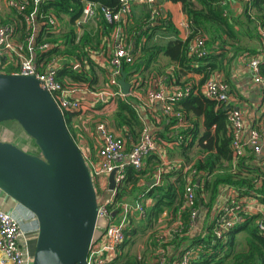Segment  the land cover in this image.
I'll return each mask as SVG.
<instances>
[{"label":"trees","instance_id":"obj_1","mask_svg":"<svg viewBox=\"0 0 264 264\" xmlns=\"http://www.w3.org/2000/svg\"><path fill=\"white\" fill-rule=\"evenodd\" d=\"M89 1L113 11H117L121 7V0H45L40 3L35 18L37 23H42L38 33H34L33 26L28 27L23 14L17 15L19 24L15 27L20 32L27 54L34 57L41 69L45 70L53 58L61 56L60 62L58 61L59 65L56 66L58 80L64 85L87 84L88 88L95 93L98 92L95 88L98 78L97 73L93 70L94 61L89 54V47L92 46L94 37L92 32L87 30V26L92 21L83 22L84 8ZM158 1L159 4L162 3L161 1L181 4L183 12L190 20V34L186 39L178 37L165 44L157 42L151 44V38L156 31L165 29L178 34L179 29L173 24L170 13L167 16L164 14L165 17L158 22L150 21V15H148L145 25H137L135 36L129 39V43L134 44L133 52L140 50L145 54L140 55L132 64L123 62L122 65L127 73V80L130 82L133 73L139 69H148L159 54L163 53L180 67L200 73L204 84L213 72L224 69L228 52L235 53L231 58L238 53L246 52L241 44L234 47L236 43L241 42L245 35L244 32L250 37H261L260 29H264V0H244L242 19H236L229 14L228 4L224 3L226 0ZM32 10L33 7L28 6L27 12ZM51 16L58 20V28H54L49 23L48 18ZM100 24H103L108 32L114 28V25L105 19ZM79 28L84 29L83 34L79 33ZM200 32L209 34L207 45L210 49L204 57L195 56L189 52L190 39ZM31 35L33 42L30 44ZM144 36H147L146 41H143ZM46 43L52 44V47L43 49L42 46ZM30 45L33 47L32 52L29 50ZM76 61L81 64L79 68L74 66ZM87 65L93 68L91 69L93 75L90 74V70L85 69ZM3 71L14 73L16 69L5 68ZM261 71L264 74V62L261 65ZM101 72L105 73L106 71L101 68ZM108 75L109 72L106 77L107 82ZM168 78L171 81V74L167 76ZM188 85H191L189 94L173 102L174 110L182 113V121L185 123L179 129H175L174 125L180 122L179 118L164 116L167 124L158 133H154L158 141L169 142L175 147L182 163L175 168V172H166L162 175L161 182L155 183L147 190L145 194L153 199V206L147 209L146 214L139 221H135L136 218L131 219L132 221L125 231V240L120 247V254L110 264L119 262L121 264H145L146 261L143 257L139 258L127 253L123 255V248L131 236H135L140 231L154 229L165 210L170 211L174 221L177 214L180 213L183 222L182 230L172 233L171 240L164 244L169 253L168 264L177 263L183 247H191L195 250L191 264H264V233L259 227V221H264V215L245 213V220L225 233L221 239L215 236L214 221L209 224L207 235L189 234L190 212L183 208L184 189L188 174L185 172L186 167L190 169L189 172L196 171V184L198 179L201 180L200 184L196 186L198 206L201 204L209 208L215 204L224 186L234 188L238 197L254 196L260 198L264 203V171L260 159L251 149H247L246 153L239 158L234 156L233 135L226 106L206 97L201 89L197 91L194 82L187 81L181 88ZM99 100L102 104L98 105V108H101L106 101L102 98ZM114 101L116 108L110 116L111 118H108L110 122H107L114 130L121 132L130 149L139 141L144 122L137 107L138 104L131 98L117 94ZM81 111L64 110V117L73 137L72 122ZM202 116L206 126L204 132H201L199 127V118ZM212 126H215L214 132L211 131ZM255 127L260 129L264 128V125ZM25 135V137L31 138L28 134L25 133ZM31 139L33 142L30 144V146L32 145L30 152L39 154L40 150L35 140ZM194 148H196L195 151H193ZM141 173L143 172L134 166L127 167L125 178L117 188L112 207L119 209L120 203L135 193L139 187ZM170 177H175V180H171ZM244 230H247L248 233L247 249L236 252L231 260H228L236 243V235ZM157 231L155 228L152 232L150 244L154 248L155 257L159 248ZM125 256L126 259L121 261Z\"/></svg>","mask_w":264,"mask_h":264},{"label":"built area","instance_id":"obj_2","mask_svg":"<svg viewBox=\"0 0 264 264\" xmlns=\"http://www.w3.org/2000/svg\"><path fill=\"white\" fill-rule=\"evenodd\" d=\"M45 0H7V5L16 10L19 14L25 16L28 27L34 28L36 14L40 3ZM146 4L149 6L150 21L158 22L164 18V11L158 0H121V7L117 11H113L107 7H100L97 3L87 2L84 8L83 22H87L95 15L98 10L102 18L107 22L116 26L114 32V51L110 57L111 71L108 75L109 91L117 95L127 96L121 90L120 78L123 62L134 63L137 52H133L127 43L121 40V24L130 23L134 20L135 9L134 4ZM28 6H32L33 10L27 12ZM49 23L58 28L59 22L55 17L48 18ZM44 24V23H43ZM181 26L190 28V20L181 22ZM261 38L264 43V29H260ZM209 35L200 32L190 39L189 52L195 56L204 57L208 54L209 48L207 41ZM33 42V36L29 38V43ZM52 44L46 43L43 49H49ZM30 52L33 47L29 46ZM4 51L8 54L15 55L19 59V65L16 74L35 75L42 81L44 86L52 94L59 107L64 110H83L85 103L82 94L88 91L85 85H64L57 78L56 58L48 63L47 68L41 69L36 63L34 57L27 54L24 42H22L20 33L15 26L11 24L0 25V53ZM264 62V52L262 56L252 55L247 65L252 72L254 82L259 85L264 94V74L261 71V65ZM76 68L81 66L79 61L74 63ZM0 71L3 68L0 65ZM133 85V84H132ZM116 88V90H115ZM191 85L180 88L168 94L163 88H150L145 94L144 103L147 106H155L157 103L162 104L163 112L167 116H176L180 122L176 127H181L185 122L182 121V113L176 112L173 108V102L181 99L190 92ZM203 93L206 97L218 101L222 106L227 108V116L230 123L233 141L232 148L234 156L239 158L246 153L248 147L258 157L263 153L264 147V128L250 127L246 123L244 116L239 108L230 105L232 95L230 92V83L226 79L225 74L221 70H216L203 84ZM131 92V91H130ZM105 92L94 94L97 99L103 98ZM130 94V93H129ZM97 129L99 130L102 140L98 146L97 162H87L98 195V219L95 236L91 242L89 254L87 257L88 264H110L120 254V247L125 240V231L133 216L142 218L147 211L146 204L142 198L134 201H122L120 208L112 207L115 202L117 188L125 178L128 166H134L137 170H141L145 159L151 154L157 153L162 147V143L150 131L148 127H144L139 141L130 149L126 139L122 135H118L109 125L108 122L102 120L99 122ZM169 143V142H167ZM172 145V144H170ZM85 156V154H84ZM86 158V157H85ZM87 161V160H86ZM261 167L264 171V155L260 157ZM116 170L115 188H110L109 175ZM189 168H185L188 172L186 185L184 189L183 208L190 212V228L195 227V221L199 216L200 210L198 206V196L196 192L195 170L189 172ZM156 183H159V179ZM230 190L231 187L225 188ZM227 193V191H226ZM248 197H238L234 189L227 194L222 204L217 209L214 218V233L216 238H223L225 233L236 227L245 220V213H248L247 203ZM172 218V216H171ZM171 228V235L176 231H181L183 222L180 213L174 221ZM259 227L264 233V221H259ZM38 234V226L33 231H26L21 219L16 217L12 212L6 211L0 207V252L3 254L2 264H32L34 257V247L32 243ZM168 235L160 234L157 237L159 248L157 256L149 264H168V250L164 244L168 241ZM195 250L191 247H183L179 259L176 264H191Z\"/></svg>","mask_w":264,"mask_h":264},{"label":"crops","instance_id":"obj_3","mask_svg":"<svg viewBox=\"0 0 264 264\" xmlns=\"http://www.w3.org/2000/svg\"><path fill=\"white\" fill-rule=\"evenodd\" d=\"M243 1L244 0H226V2H224L228 4L229 14L236 19H242L244 13ZM161 2L164 14L167 16V14L170 13L172 22L176 27H178L179 33L176 34L173 31L160 29V31H156L153 34V37L150 41L151 44L155 42L159 44H165L169 40L178 37L186 39L190 34V28L188 29L184 26H181V22L184 20H189V18L183 12L181 4L173 3L170 1ZM134 9V20L128 24L122 23L120 32L122 38L121 40H123L124 43H127L132 50L134 49V44H130L129 39H132L135 36V29L137 25H145L146 17L149 15V6L146 4L135 3ZM17 15H19V13L7 5V0H0V24H11L13 26L18 25L19 18ZM90 20L92 21V23L96 24V28L92 30L94 42L92 43V46L89 47V54L91 55V58L93 59L95 65H93L94 69L91 68L90 65H87L85 69L90 70V74L92 75L93 71L91 69H93L97 73L98 79L96 81L97 83L95 84V88L98 92L94 93L89 88L88 91H85L82 94L85 108L79 113L78 116L73 119L74 129L76 128L80 131L77 135L76 142L85 154L88 163L97 162L99 159L97 150L102 140V136L97 129L99 122L102 120L106 122L109 121L108 118L113 114L116 108V104L114 101L116 95L114 93L112 94L111 91H109V85L106 81L107 73L111 71V63L109 60L114 51V32L116 26L114 25V28L108 32V29L104 27L103 24H100L103 18L98 10ZM41 26L42 23H35L34 33H38ZM18 33H20L19 30ZM244 34L245 35L242 37V39L245 40H241L240 43H236L234 47H237L241 44L242 47L245 48L246 52L238 53L232 58L231 56L234 52H228V56H226V61L224 62L225 67L221 71L225 74L226 79L230 83V92L232 95V99L229 102L230 105L240 109L246 123L250 128L255 127L256 125H264V94L261 87L254 82L252 72L248 67L247 62L252 55H263L264 43L261 37H250L246 32H244ZM146 40L147 36H144L143 41ZM207 46L209 48V45ZM144 54V52L142 53L139 50L137 51L136 56L138 58L140 55ZM55 58V65L58 66V61L60 62L61 56ZM0 65L3 69L10 68L17 70L19 59L15 55H11L2 51L0 53ZM101 68H104L106 72L102 73ZM169 74H171V81L169 80V78L167 79V76ZM131 77L132 81L129 82L135 86L132 85L131 92L127 96L128 98H131L133 102L138 104L137 107L144 122V127H148L152 133H158V131L163 129V126L167 124L164 116L167 115L163 112L161 103H157L154 107L147 106L144 103V97L148 89L163 88L168 94H170L171 92L181 88L182 85L187 81H190L196 84L197 91L200 89L202 91L204 82H202L203 77L200 73L180 67L176 62H172L170 58L163 53L159 54L157 59L148 69H139L137 72L133 73ZM102 92H105L102 100H105L106 103H103V106L101 108H98V105H101L102 103L94 94H99ZM92 122L96 124V128L93 125V131H91L92 129L90 126ZM199 127L201 132H204L206 130L203 116L199 118ZM174 128L179 129L180 127H176V125H174ZM114 131L118 135H121V132H119L118 130ZM211 131H215V126H212ZM92 140H94L93 146ZM160 142L162 143V147L160 148V150L157 153L148 156L144 161L143 168L141 169L143 173H141V178L138 182L139 187L136 189L135 193L127 197L125 201L134 202L142 198L146 204L147 209L151 208L154 201L150 196H148V194H145L147 190L151 186H153L158 179L159 182H161L162 175H164L166 172H175V168L182 163V159L180 158L173 145H170V143L162 140ZM247 149L251 148L248 147ZM195 150L196 148H194L193 151ZM263 155L264 147L263 153L260 154L258 158L260 159V157H262ZM170 179L175 180V177H170ZM229 187L230 186H224L221 189L217 201L210 208L200 204V213L195 221V227H193L189 232L190 235L208 234L207 228L211 221L213 222L217 213V209L222 204L225 196L231 193V190L234 189L232 187L230 190L225 189ZM245 202L247 203L249 214L262 216L264 215V203L260 200V198L248 196ZM0 207L6 211L12 212L16 217L21 219L22 226L26 231H33L35 228H37V226L35 225V223L37 222L35 215L27 208H25L22 204L16 202L14 199L5 194L1 189ZM132 218H136L135 221H139L141 219L139 216H133ZM131 219L130 223L132 221ZM174 223V217L171 218L170 211L165 210L158 221V228L156 229L160 231L161 229L159 228H162L160 234L168 235L167 240L170 241L172 238L171 228L173 227ZM149 246L150 249L143 254V258L146 261L145 264H148V262L150 263L155 257L153 246L151 247L150 244ZM125 252L126 250L124 247L123 255H125ZM2 258L3 254L0 252V264H2ZM124 259H126V256L121 259V261H124ZM117 264H121V262ZM173 264H176V262Z\"/></svg>","mask_w":264,"mask_h":264},{"label":"water","instance_id":"obj_4","mask_svg":"<svg viewBox=\"0 0 264 264\" xmlns=\"http://www.w3.org/2000/svg\"><path fill=\"white\" fill-rule=\"evenodd\" d=\"M121 73L119 83L127 95L132 84L123 67ZM7 121H16L40 150L35 154L0 140V189L38 222L32 264H88L98 195L64 112L35 75L0 71V123ZM115 175L116 170L109 175L112 189Z\"/></svg>","mask_w":264,"mask_h":264},{"label":"rangeland","instance_id":"obj_5","mask_svg":"<svg viewBox=\"0 0 264 264\" xmlns=\"http://www.w3.org/2000/svg\"><path fill=\"white\" fill-rule=\"evenodd\" d=\"M95 28H96L95 23H90L89 26H87V30L90 32H92V30H94ZM79 33L83 34L84 29L79 28ZM241 40L243 41L245 39H241ZM93 125L96 128V124L92 122L90 125L92 129L91 131H93ZM79 132H80L79 129L78 130L76 128L73 129V134L76 139H77V135ZM25 136H26L25 131L16 121H8V122L0 123V140L13 142L19 145L20 147H22L24 150L30 152L32 149L31 148L32 145L30 146V144L33 141L31 138L25 137ZM93 145H94V140H92V146ZM94 183H95V180H94ZM37 223L38 222L35 223L36 226H38ZM155 228H158V223L156 224ZM155 228L151 230L148 229L146 231H140L135 236H131V239H129L128 243L125 245V250H126L125 254L127 253V254H130L131 256H138L140 254L139 257H143V254L150 249L149 244H151L152 232H154ZM159 229L162 230V228H159ZM161 230L157 231L158 235H160ZM247 235H248L247 230L241 231L236 235V243L233 248V251L228 257V260H231L233 254H235L236 252L244 251L247 249L248 247ZM32 246L34 247V243H32Z\"/></svg>","mask_w":264,"mask_h":264}]
</instances>
